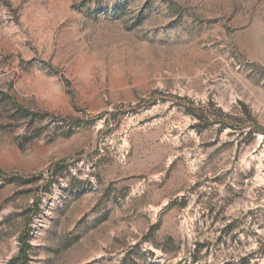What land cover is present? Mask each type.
Listing matches in <instances>:
<instances>
[{
    "label": "rangeland",
    "instance_id": "rangeland-1",
    "mask_svg": "<svg viewBox=\"0 0 264 264\" xmlns=\"http://www.w3.org/2000/svg\"><path fill=\"white\" fill-rule=\"evenodd\" d=\"M0 264H264V0H0Z\"/></svg>",
    "mask_w": 264,
    "mask_h": 264
}]
</instances>
